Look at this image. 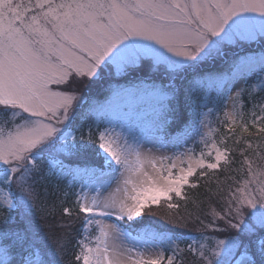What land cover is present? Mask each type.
Returning <instances> with one entry per match:
<instances>
[{
    "label": "snow or ice",
    "instance_id": "snow-or-ice-1",
    "mask_svg": "<svg viewBox=\"0 0 264 264\" xmlns=\"http://www.w3.org/2000/svg\"><path fill=\"white\" fill-rule=\"evenodd\" d=\"M201 180L171 227L109 222ZM0 264H264V0H0Z\"/></svg>",
    "mask_w": 264,
    "mask_h": 264
},
{
    "label": "trees",
    "instance_id": "trees-1",
    "mask_svg": "<svg viewBox=\"0 0 264 264\" xmlns=\"http://www.w3.org/2000/svg\"><path fill=\"white\" fill-rule=\"evenodd\" d=\"M104 94H105V89L100 86H92L84 93L86 98L88 96H91L92 98L97 100H103ZM225 99H226L225 94L222 99L219 98L217 94H215V96L212 99L211 103H213L214 106V112L212 116L216 118V121L221 118L223 119ZM220 122L217 121V123H219V129L224 133V136L229 137L228 143L230 146H233V141L235 137L241 135V130L235 127V135H233V133L230 132L227 128H225L224 124ZM86 126L87 125H85L84 127ZM250 131L255 132V129L250 128ZM243 137L248 138V134L244 133ZM251 139L254 142L256 141V137H252ZM244 147L245 146L243 144V140L241 141L240 144L234 145L235 151L233 153V159L236 161V163L233 165L234 168L238 169L240 167V162L242 161L243 158L239 155V150ZM254 147H255V143H254ZM245 154L248 155L249 153L245 152ZM233 175L239 177V173H233ZM190 181L194 182L195 177H191ZM198 183L200 186L196 189H191L188 186H186L183 193L189 197L187 203L181 200L180 198L175 197V195L173 194L172 203H179L180 204L179 210L169 209L167 207V202L164 199H162L158 204H150L149 206H147L143 216L137 218V219H142L144 221L142 225H138L134 221L131 222L118 221V222L123 226H125L128 230H130L134 234H138V233L143 234V229L145 227H152L158 230L157 226L167 225V218L176 215L177 211H179L180 214H184L185 212H193L195 214L196 212L205 211L207 210V206L209 203V188L215 191V183L211 185H207L206 182L203 180L199 181ZM193 201H195L196 203L194 204ZM129 225H131V227H129ZM167 226L171 227L170 225ZM181 231H189V230H181ZM181 247H183V244L181 245Z\"/></svg>",
    "mask_w": 264,
    "mask_h": 264
},
{
    "label": "rangeland",
    "instance_id": "rangeland-1",
    "mask_svg": "<svg viewBox=\"0 0 264 264\" xmlns=\"http://www.w3.org/2000/svg\"><path fill=\"white\" fill-rule=\"evenodd\" d=\"M215 94H216L215 92L212 93V95H211V100L213 99V97L215 96ZM226 97H227V96H226ZM226 106H227L229 109H230V107H231L230 103H229L227 100H226V105H225V107H226ZM208 108H212V109H214V107L212 106L211 102L208 103ZM251 108H252V105H251V104H248L247 107H246L245 110H244V111H245V115H244L243 118H244V120H246V121H251V119H252L251 112H250V109H251ZM224 110H225V108H224ZM204 111H207V109H204ZM212 115H213V114H211V115L208 117V120L211 121V126H212L213 128H218V129H219V123H217V121L220 122V119H218V120L216 121V118L213 117ZM221 121H222V119H221ZM220 123H221V122H220ZM236 127L240 130V128H239L238 126H236ZM86 128H87V126L85 127V129H86ZM206 130H207L206 128H201V129H200L201 132H204V131H206ZM221 136H224V133L219 129V131L216 133V138L219 139ZM199 140H200V136L194 134V135H193V139H190V140L188 141L187 144L181 142V144L179 145V147H175V146H173L172 144H169V146H168L167 148L162 149L161 151H163L166 155H173L174 153H182V152H184V151H185L186 149H188V148H193V149L195 150L196 155H198L199 152H200V150L204 147L202 144L199 143ZM149 147H151V145H149ZM157 147H158V145H157ZM157 155H158V153H157ZM186 186H187V185L184 186V188L182 189V192H184ZM113 187H115L114 184H113ZM75 191H77V192L79 191V185H78V187L76 188ZM109 191H110V190H109ZM104 195L107 196V195H108V192H104ZM161 199H163V198H161ZM109 222L119 224V223L115 220L114 217L111 218V220H109ZM119 225H120V224H119ZM120 226L123 227L122 225H120ZM124 228H125V227H124ZM125 229H126V228H125ZM127 231H128V230H127ZM129 232H130V231H129ZM130 233H131V232H130ZM131 234H132V233H131ZM141 236H142V235H141ZM132 237L135 238V237H137V235H136V234H132ZM185 239H191V237L188 236V237H185ZM126 243H127L128 246H132L133 244H135V245H137L138 247H140L141 250L144 249V245H143V243L140 242V241H138V240L133 239V240H129V241H127ZM156 244L159 245L160 242H159V241H156ZM153 250H156V249H153ZM166 255H170V253H166Z\"/></svg>",
    "mask_w": 264,
    "mask_h": 264
}]
</instances>
